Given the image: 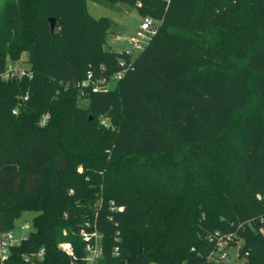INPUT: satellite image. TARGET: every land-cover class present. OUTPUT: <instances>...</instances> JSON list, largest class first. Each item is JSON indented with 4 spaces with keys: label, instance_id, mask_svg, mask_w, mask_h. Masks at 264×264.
Segmentation results:
<instances>
[{
    "label": "trees",
    "instance_id": "obj_1",
    "mask_svg": "<svg viewBox=\"0 0 264 264\" xmlns=\"http://www.w3.org/2000/svg\"><path fill=\"white\" fill-rule=\"evenodd\" d=\"M88 1L2 4L0 75L32 76L0 79V230L36 210L5 264H87L86 222L100 264H215L228 236L264 264V0H92L159 22L136 56Z\"/></svg>",
    "mask_w": 264,
    "mask_h": 264
},
{
    "label": "built area",
    "instance_id": "obj_2",
    "mask_svg": "<svg viewBox=\"0 0 264 264\" xmlns=\"http://www.w3.org/2000/svg\"><path fill=\"white\" fill-rule=\"evenodd\" d=\"M158 23L159 22L151 16L143 17L142 22L137 28L136 34L131 39L132 48L128 50V52L132 53L134 49L142 51L150 42L152 36L156 33L157 30L155 29L157 28ZM126 73V68L117 72L113 76L114 82L123 79ZM26 75L32 76V73L27 71L20 64L9 63L6 69L1 73L0 79L10 80ZM46 118L47 116L45 119ZM17 228L18 226L16 229L10 231L0 230V262L2 264L11 260L14 249L21 246L23 241L28 239L33 230L32 223H24L20 225V229L23 232L21 235L17 234ZM80 234L85 243L86 263L100 264L104 252L102 234L92 225L91 222H86L85 226L81 229ZM232 237L233 236H228L226 239L220 238L218 241L217 248L212 252L210 257L215 264H247L245 260L237 261L235 256L232 258L228 253L227 250H229V247H227V245ZM60 247L67 250L70 255L74 256V250L69 243L61 244ZM45 254L46 251L44 248L39 251L27 253L23 256L24 262L26 264H39L44 260Z\"/></svg>",
    "mask_w": 264,
    "mask_h": 264
},
{
    "label": "rangeland",
    "instance_id": "obj_3",
    "mask_svg": "<svg viewBox=\"0 0 264 264\" xmlns=\"http://www.w3.org/2000/svg\"><path fill=\"white\" fill-rule=\"evenodd\" d=\"M4 0H0V11ZM88 10L95 18L109 17L114 22L115 32L110 33L108 37L107 48L113 51L122 52L130 50L132 48L131 39L136 34L137 28L143 20V17L136 8L130 7L122 3H116L114 5H104L95 1H88ZM159 24V23H158ZM157 30V28L155 29ZM140 50L134 49L132 54L136 56ZM83 106H87L89 101L83 99L81 101ZM84 167L80 166L79 171H83ZM49 196L46 195L43 199L48 200ZM40 201V200H39ZM39 201L32 203L33 207H38ZM36 204V206H35ZM36 214V210L27 211L24 215L25 218L18 222L17 234L21 235L23 232L20 229V225L24 223H32V219ZM235 242V240H234ZM236 245L241 243V239L236 240ZM236 246V247H237ZM236 247L229 248L228 253L233 258L236 254Z\"/></svg>",
    "mask_w": 264,
    "mask_h": 264
},
{
    "label": "water",
    "instance_id": "obj_4",
    "mask_svg": "<svg viewBox=\"0 0 264 264\" xmlns=\"http://www.w3.org/2000/svg\"><path fill=\"white\" fill-rule=\"evenodd\" d=\"M49 21H50L51 33L54 34L57 27V19L55 17H50Z\"/></svg>",
    "mask_w": 264,
    "mask_h": 264
}]
</instances>
